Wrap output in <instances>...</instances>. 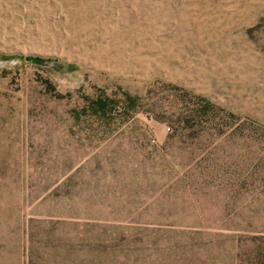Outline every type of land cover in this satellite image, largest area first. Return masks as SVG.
I'll return each mask as SVG.
<instances>
[{"label":"rangeland","instance_id":"1","mask_svg":"<svg viewBox=\"0 0 264 264\" xmlns=\"http://www.w3.org/2000/svg\"><path fill=\"white\" fill-rule=\"evenodd\" d=\"M0 264H264V0H0Z\"/></svg>","mask_w":264,"mask_h":264},{"label":"trees","instance_id":"2","mask_svg":"<svg viewBox=\"0 0 264 264\" xmlns=\"http://www.w3.org/2000/svg\"><path fill=\"white\" fill-rule=\"evenodd\" d=\"M8 59H10V58L8 57ZM19 59H21V58H19ZM49 61L52 62V63H54L55 65H58L59 67H65L67 69L70 68V65H66L65 63H58L56 60H52V59L49 60ZM96 104H95L96 107L99 108V109H102V110H104V108L106 107V103L102 99H98L96 101Z\"/></svg>","mask_w":264,"mask_h":264},{"label":"water","instance_id":"3","mask_svg":"<svg viewBox=\"0 0 264 264\" xmlns=\"http://www.w3.org/2000/svg\"><path fill=\"white\" fill-rule=\"evenodd\" d=\"M34 61L37 63V64H39V65H43L44 64V60H42V59H34Z\"/></svg>","mask_w":264,"mask_h":264}]
</instances>
